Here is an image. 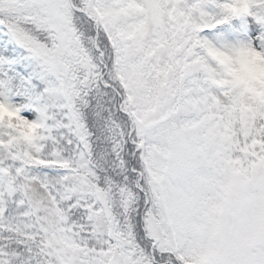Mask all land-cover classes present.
Returning <instances> with one entry per match:
<instances>
[{"label": "snow or ice", "instance_id": "6c2138e0", "mask_svg": "<svg viewBox=\"0 0 264 264\" xmlns=\"http://www.w3.org/2000/svg\"><path fill=\"white\" fill-rule=\"evenodd\" d=\"M0 264H264V0H0Z\"/></svg>", "mask_w": 264, "mask_h": 264}]
</instances>
